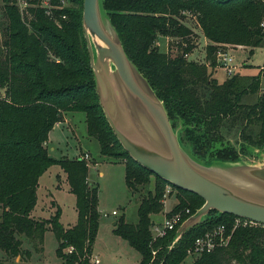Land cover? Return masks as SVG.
<instances>
[{
    "label": "trees",
    "instance_id": "trees-1",
    "mask_svg": "<svg viewBox=\"0 0 264 264\" xmlns=\"http://www.w3.org/2000/svg\"><path fill=\"white\" fill-rule=\"evenodd\" d=\"M6 19L0 46V250L11 258L26 255L23 239L32 250L42 251L44 235L57 240V258L64 264H95L92 252L99 227L98 190L88 183L89 167L81 158L55 160L47 148L49 133L67 113L85 115L87 135L96 139L100 154L125 161V185L134 192L146 185L148 170L133 161L122 148L103 114L82 30L83 0H49L51 16L41 0H27L29 17L3 0ZM61 1L69 2L63 6ZM103 9L118 33L123 49L163 103L173 128L179 123L180 141L203 162L241 160L253 151L264 154V95L261 77L233 75L222 83L213 78L217 54L226 47H243L252 53L264 47V0H103ZM190 14L207 41V63L188 61L197 42L182 18ZM159 37L177 40L180 53L159 51ZM234 131L236 145L223 131ZM52 166L66 176L69 193L75 197L76 223L64 228L61 210L55 204L47 219L32 216L37 204L40 177ZM157 180L154 195L142 199L137 223L121 217L113 234L126 241L141 256L140 264H184L195 239L218 225L231 230L236 217L211 212L206 222L189 232L171 250L175 231L151 243L149 214L161 208L167 182ZM173 213L193 215L204 201L179 190ZM152 249L156 251L152 260ZM71 251L70 253L68 251ZM192 264H264V227L236 228L226 247L195 257Z\"/></svg>",
    "mask_w": 264,
    "mask_h": 264
},
{
    "label": "water",
    "instance_id": "water-1",
    "mask_svg": "<svg viewBox=\"0 0 264 264\" xmlns=\"http://www.w3.org/2000/svg\"><path fill=\"white\" fill-rule=\"evenodd\" d=\"M82 30L99 104L122 148L154 176L204 201L168 250L211 212L264 227V157L260 166L197 159L180 141L181 124L172 127L163 103L127 57L103 0H83Z\"/></svg>",
    "mask_w": 264,
    "mask_h": 264
},
{
    "label": "rangeland",
    "instance_id": "rangeland-1",
    "mask_svg": "<svg viewBox=\"0 0 264 264\" xmlns=\"http://www.w3.org/2000/svg\"><path fill=\"white\" fill-rule=\"evenodd\" d=\"M4 1L0 2V46L4 38V30L6 19L3 15ZM64 6L69 7V2H65ZM182 21L188 25L194 33L191 38L197 44L192 53L186 58L190 62L198 64H206L205 45L206 40L201 36V32L196 25L195 19L190 14L183 16ZM168 40H160L158 49L175 56L180 53L177 40L167 38ZM225 51L234 58L236 70L233 75H254L262 72L264 64V47L254 49L249 53V49L240 47H226ZM216 69L213 75L217 82L222 83L229 76L225 70L221 68V64L217 61ZM208 64V63H207ZM231 75V76H233ZM230 76V77H231ZM264 76V72H263ZM5 91V88L0 87ZM264 90V77H261V85L259 94ZM63 123H57L52 128L45 144L49 157L60 160H73L89 155V159L85 160L88 164V182L95 186L98 190V211H99V227L97 237L93 246L92 257L99 260L100 264H140L141 256L129 244L120 237L113 234L116 222L124 217V223L135 225L137 223V209L142 199L152 197L155 192L157 180L154 176L149 177L146 185L136 186V190L131 192L125 185V161H115L100 154V145L96 139L87 135L85 115L82 112L65 114ZM225 139H229L233 145H236V135L234 131H223ZM264 154L253 151L248 156H242L240 159L247 165H262ZM65 174L58 166L50 167L39 179L37 189L36 210L32 213L35 218H49L55 211L51 207V201L54 200L61 208L60 223L67 227L76 222L75 197L67 191L68 185ZM67 186V187H66ZM168 187L171 189V195L167 200L160 201L161 208L156 212L149 214L150 226L152 223L160 222L165 217H169L172 209L178 204L177 191L170 186H166L164 194ZM51 194V195H49ZM163 194V195H164ZM50 208H52L50 210ZM112 211L116 215L112 216ZM115 223V224H114ZM157 242V241H155ZM151 243L152 237H151ZM58 243L51 231L44 235L42 251L36 252L32 250V246L28 240L23 239L22 250H29L30 259L26 255L11 258L0 250V264H64L61 259L56 256ZM156 252L152 249V252ZM155 256L152 254V260ZM194 258L187 257L184 264H192Z\"/></svg>",
    "mask_w": 264,
    "mask_h": 264
},
{
    "label": "built area",
    "instance_id": "built-area-1",
    "mask_svg": "<svg viewBox=\"0 0 264 264\" xmlns=\"http://www.w3.org/2000/svg\"><path fill=\"white\" fill-rule=\"evenodd\" d=\"M3 0H0V2ZM10 4L14 5L22 18L25 16L29 17L28 9L32 7L28 3L27 0H8ZM61 4L64 6L65 1H61ZM41 7L45 9V14L47 16H51V7L49 5V0H41ZM261 28L264 29V21L261 24ZM185 58L188 55L184 56ZM217 61L220 62L221 68H223L228 76L234 74L236 70V65L234 64V58L227 53L226 51H219L217 54ZM264 95V90L262 92ZM5 99V91L0 89V101ZM83 160L89 159V155L85 154L84 157H81ZM171 189L168 187L165 194L163 195V200H167L171 195ZM112 216L116 215V212L113 211ZM189 214V210L186 209L184 212H177L171 214L169 217H165L162 221L152 223L150 226V233L152 237V242L158 241L168 236L169 233L173 231H177L179 226L185 221L183 219L186 215ZM256 225L248 220L235 218L231 230L228 229L225 225H218L212 230L204 233L203 235L197 237L192 245V247L188 250L187 256L190 258L200 257L204 254H210L214 252L216 249L226 247L230 241L231 235L236 228L239 227H247ZM71 252L70 250L68 251ZM155 256L156 252H152ZM93 262L95 264H99V260L93 258Z\"/></svg>",
    "mask_w": 264,
    "mask_h": 264
},
{
    "label": "crops",
    "instance_id": "crops-1",
    "mask_svg": "<svg viewBox=\"0 0 264 264\" xmlns=\"http://www.w3.org/2000/svg\"><path fill=\"white\" fill-rule=\"evenodd\" d=\"M201 36H203L202 34H200ZM162 39H164V40H168L166 37H159L158 39H157V41H156V45H157V47L158 46H160V40H162ZM205 39V38H204ZM206 40V39H205ZM206 45H207V41H206ZM206 45H205V47H206ZM240 48H242V47H240ZM160 51V50H159ZM162 52V51H161ZM164 52V51H163ZM164 53H166V52H164ZM242 74V73H241ZM258 74V73H257ZM257 74H254V75H257ZM213 78H215L214 77V75H213ZM219 83V82H218ZM65 117V116H64ZM66 120H64V122H65ZM66 179V176H65V178H64V180ZM66 182V181H65ZM89 183V182H88ZM90 184V183H89ZM68 185V184H67ZM67 187V186H66ZM67 191H69V187L67 188ZM49 195H51V194H49ZM38 200V199H37ZM51 202H53V203H55L58 207H59V205L56 203V201H54V200H50ZM37 206H38V203L36 204V207L34 208V211L36 210V208H37ZM60 208V207H59ZM52 208H50V210H51ZM60 210H61V208H60ZM33 211V212H34ZM62 212V211H61ZM113 212V211H112ZM0 215H1V210H0ZM76 216H77V214H76ZM44 219V218H43ZM46 219V218H45ZM76 220H77V217H76ZM76 223V222H75ZM115 224V223H114ZM74 225V224H73ZM73 225H69V226H67V227H64V228H69V227H72ZM99 264H100V262H99Z\"/></svg>",
    "mask_w": 264,
    "mask_h": 264
}]
</instances>
